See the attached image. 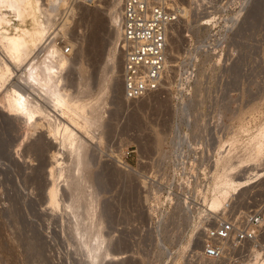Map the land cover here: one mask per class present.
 Wrapping results in <instances>:
<instances>
[{"label":"rangeland","instance_id":"374dc122","mask_svg":"<svg viewBox=\"0 0 264 264\" xmlns=\"http://www.w3.org/2000/svg\"><path fill=\"white\" fill-rule=\"evenodd\" d=\"M204 1L176 0L165 79L129 101L111 17L117 3L39 0L54 12L51 42L74 45L61 91L79 93L76 106L87 111L74 126L83 145L78 152L77 139L70 153L50 138L51 149L42 126L9 116L6 98L17 88L47 107L27 75L43 43L9 63L10 74L0 67V264H184L209 214L203 199L229 165L230 178L254 183L233 191L226 207H251L255 187L264 190V0H212L215 18ZM2 10L14 34L16 12ZM87 10L100 13L97 28ZM81 78L88 82L77 85Z\"/></svg>","mask_w":264,"mask_h":264},{"label":"built area","instance_id":"2783aa9c","mask_svg":"<svg viewBox=\"0 0 264 264\" xmlns=\"http://www.w3.org/2000/svg\"><path fill=\"white\" fill-rule=\"evenodd\" d=\"M73 1L93 6L101 0ZM118 1L123 97L133 101L157 91L165 79L168 32L178 19V7L176 0ZM211 2L204 1V12L215 18L208 6ZM71 51L69 45H62L63 54ZM263 193L255 187L250 208L236 211L230 205L218 217L205 214L200 247L186 254L184 264H263Z\"/></svg>","mask_w":264,"mask_h":264},{"label":"bare ground","instance_id":"6f19581e","mask_svg":"<svg viewBox=\"0 0 264 264\" xmlns=\"http://www.w3.org/2000/svg\"><path fill=\"white\" fill-rule=\"evenodd\" d=\"M110 2L117 3L118 5V11L116 10L114 12V10H112L113 15L111 16L113 17L114 23L116 24L117 22V27H118V15H119L120 2L118 0H110ZM40 3H39V0H0V54H1L0 67L2 66V68L6 71V73L10 74L11 71L9 68L10 66L9 63L19 64L21 60H23V58L25 57L24 55L25 51L29 47L35 50L38 46H40L43 43V45L45 46L41 48L40 53L34 56L33 58H31V60L29 61L30 69L28 70L30 71L27 70L28 71L27 75L30 72V76L29 78L27 76V78H28V81H30L31 89L38 88L41 95L43 94L42 96L48 98L52 104V106L49 107L50 105L48 104L50 103H48L49 101L46 100L47 107H42L38 105L34 101V99L30 97V95L26 94L25 92L20 91L17 88V89L12 90L11 93L8 95V98H6L7 108L9 109V112H10L9 116H15L16 119L20 118L24 122V124L28 125L29 127L36 128L38 126H42L49 135L48 137L49 141H50V138H52L53 140L54 139L56 140L57 138H59L61 147L63 148L71 147L68 150L70 153H74L76 151V149L73 147L75 146V141L78 139L79 146L77 148V151L79 152V150L82 149L83 144L81 143L80 139L77 138L78 136L75 131L76 129L75 127L78 126V124L75 121L76 119H80L81 116H84L87 111L84 110L85 108L82 107L83 105L81 107L76 106V103L79 100L78 98L80 97L79 93H77L78 95L75 94L76 96H74L71 93H69L68 95L66 94L65 91L62 92L64 90L63 87L61 91V81H63L62 76H61V71H64L65 68L66 69L68 68L67 66L71 59L69 57L72 55V51L70 54H63L62 47H59L55 43V40L51 42L52 38H50L51 35L48 36V33L51 28L50 23H51L54 12L51 9L50 10L43 9ZM2 9H10L16 12V18H17L18 24H16L15 26L14 34L9 33L8 27L10 26V20L8 16L5 13H3ZM86 13L91 17V20L93 21V25L97 28L100 25V13L97 11H92V13H90L88 12V10ZM114 14L116 15L114 16ZM26 19H29L31 21V25H32L31 29H28L25 27L24 23ZM60 29L62 30L63 27L59 28V30ZM168 34L169 35H168L167 42L169 44V48L167 50L166 65H167V60H168V63H171L170 59L173 58V51H174L173 46L175 44L174 39L177 37L176 36L174 38V32L172 28L170 29ZM69 46L73 48L74 45H72L71 43L69 44ZM2 68H0V81L2 80V76L4 74V72L2 74V70H1ZM115 78L116 77H114V80ZM120 78H121V75H120ZM82 80H83L82 78L79 79V82L77 83V85H81L82 83L84 84L88 82L86 80H85L86 82L85 81L82 82ZM112 88L114 89V92L118 93V90L120 89L118 78H117V81L114 82V85ZM51 108L54 109L55 111L52 110ZM38 118H40L43 121V123L41 122L37 123V121L40 120V119L36 120ZM66 118L69 119L71 125L65 122ZM51 142L52 141H50V147L51 149H54V144L56 142L52 144ZM33 146L32 148H34ZM37 148L39 147L35 148L36 151H38ZM27 150H31V146L28 147ZM59 156L60 155L58 154V152L57 154L54 152L52 154V159L58 162L60 160V159L58 160ZM253 156L254 158L259 157L258 149L253 153ZM79 165H80V162H79ZM222 171L223 173L221 175H225L226 177L223 178L221 181H219V183L217 182L218 184L215 185V187L212 189V193H211L212 197L209 201L206 199V196L203 199V202L207 204V210L209 208V211H206V212H209V214L208 213L206 214L207 216L212 215L214 217H218V215L222 213V210L227 208L226 201L230 197L233 191L239 190L245 186L247 187L248 185L254 183V182L248 183V180H242L241 178H240L241 180L239 181H236L230 178V173L228 171H232L231 165L226 166L224 170L222 169ZM52 173L53 172H51V177L53 176ZM55 198H56V189L53 187L49 190V199L53 205L57 203L55 202ZM203 227L204 225H202V229ZM202 229L200 233H198L199 234V236L197 237L198 240L195 239L197 241V243L196 241L194 243L195 247L191 249L190 251H193V252L198 251V248L200 247V240L202 238V233H203ZM186 249L188 248L186 247ZM263 250H264V247H263ZM263 264H264V261H263Z\"/></svg>","mask_w":264,"mask_h":264}]
</instances>
